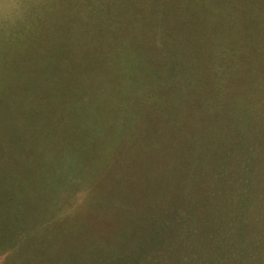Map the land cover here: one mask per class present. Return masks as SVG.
I'll list each match as a JSON object with an SVG mask.
<instances>
[{"label": "rangeland", "instance_id": "rangeland-1", "mask_svg": "<svg viewBox=\"0 0 264 264\" xmlns=\"http://www.w3.org/2000/svg\"><path fill=\"white\" fill-rule=\"evenodd\" d=\"M127 1L128 11L118 16L122 26L109 29L111 13L100 20L108 28L105 38L109 45L124 51L125 59L135 42L142 53L157 46L155 57L165 59L167 54L159 46V31L163 28H170L174 38L179 34L183 39L187 31L194 35L190 13L180 7L189 1L206 11L203 14L208 19L215 15V6H222L223 16L234 20L232 35L250 31L252 20L259 15L253 0H170L180 6L170 8L161 19L156 4L165 0ZM59 3L71 11L69 0ZM5 11L4 29L0 31V264L14 254L19 260L26 258L27 264H49L43 262L49 256L47 248L42 253L34 243L24 244L17 239L39 233L45 223L56 229L77 224L91 232L88 219L81 215L90 210L92 197H97L99 203L91 212L106 214L104 218L116 232L122 226L126 230L124 209L129 203L143 208L144 200L161 199L164 192L165 203L173 200L179 211L180 200L200 199L201 211H193L191 222L180 223L165 237L170 255L164 256L167 259L160 260V264H177L188 249H192L190 257L195 263L264 264V202L258 203L257 211L241 199L253 190L264 191V110L263 117L257 119L239 110L243 103L238 101L241 96L237 93L257 86L244 82L243 64L228 60V54L236 62L239 57L231 44L218 40L216 55H223L202 66L187 61V48H183L187 50L184 55L173 49L177 57L182 55L180 60L185 64L172 69V78H159L157 86L145 71L135 74L134 86L131 82L122 89L125 97L115 94L127 99L125 114H132L134 119L130 137L125 139L120 134L117 139L108 133L104 139H95V135L93 147L100 149L103 158L94 161L83 147V138L88 140L96 123L83 120L87 90L61 66L54 50L41 41L32 26L45 30L49 37L53 29L47 30V19L37 10L26 12L27 22ZM56 16L60 25L72 31L75 45L67 42L68 48L94 63L101 43L99 32L75 14L62 11ZM254 40L247 56L262 59L257 64L258 80L264 81V39L255 36ZM4 42L14 48L15 59L4 49ZM199 48L206 51L203 44ZM213 53L210 50L212 57ZM108 56L100 66L111 74L117 60ZM104 77L103 73L102 81ZM112 92L108 88L103 95ZM51 97L70 114L69 122L65 120L68 128L37 113L38 101L44 111L52 112ZM36 152L42 157L34 155ZM117 176L121 181L115 184ZM232 200L234 214L226 217ZM243 211L245 221L241 220ZM220 215L227 221H222ZM134 221L137 225L148 222L144 210ZM62 229L58 231L62 233ZM138 232H133L135 237ZM165 250L162 248L161 253ZM7 263L13 264L10 260Z\"/></svg>", "mask_w": 264, "mask_h": 264}, {"label": "trees", "instance_id": "trees-1", "mask_svg": "<svg viewBox=\"0 0 264 264\" xmlns=\"http://www.w3.org/2000/svg\"><path fill=\"white\" fill-rule=\"evenodd\" d=\"M69 1L72 5L71 11H68L69 9L60 5L59 0H0V31L4 29L3 16L6 12L5 10H9L21 16L26 22L29 18L26 12L32 14L35 10L40 12V14L47 19V30L53 29L52 37L47 36L46 32H44L45 30L43 31L38 27L34 28L32 26V29L46 46L48 45L54 50L56 58L61 66L73 75L75 79L79 80L87 90L83 120L92 119V121H96V123L88 140L83 138V147L85 152H90V157L94 159V161H96L97 158H103L99 156L102 155L99 151L100 149H94L93 147L95 135V139H104L108 133L117 139L120 137V134H122L125 139L130 137L129 133L131 130L129 127L134 119H132V114L128 117L125 114V103L127 99L122 100L116 95L124 96L126 92L122 89L131 86V82L134 86L135 80H133V78L135 74L142 71L148 74V79L156 86L159 78H172V69L175 66H183L182 63L184 62L180 60L182 55H178V57L175 55L176 52H181V54L184 55L187 50H183V48H187L188 51L190 50V54L188 53L190 57H188L187 61L202 66L209 63L210 60H213L212 62L214 63L216 59L212 58L220 59V55H223V53L216 55L218 40L225 39L227 43L231 44L233 51L239 52V57L236 62L235 58L228 54V60L234 64H243L246 68L244 82H250L251 86H257L255 90L245 89L237 93L241 96L238 101H242L243 103V105L240 104L238 108L247 116L249 115L256 119L263 117V113L261 112L264 110L262 109L264 106V81L258 80L260 74L257 65L262 61L260 57L258 58L261 53L257 54L258 61L252 60L247 56V48L250 43H255V36H258L259 40H261V38L264 39V0H253V6L255 10L259 12V15L256 19L252 20L251 30L243 34L234 35L230 33V27L234 23V20L223 16L222 6H215L213 8L215 15L213 18L208 19L206 18L207 16L203 14V12L206 11L197 8L195 5L191 4V1L181 6L170 0L163 1V4L160 3L161 5L157 3L156 5L159 9V17L161 19L168 15L169 11H171L170 8L176 9L180 6L181 9L190 13L188 19L190 25L192 24L195 29L194 35L188 34V31L185 35L182 34V37H184L183 39H181V35L179 34L178 37L174 38L170 28L161 29L159 31V37H161L162 43L159 46L162 51L167 54L165 59L155 57V52L159 50L155 45L146 49V53H142L135 42L134 47L129 49V55H127L129 58L126 56V59L124 51H120L119 47L113 48L109 45V42L105 38L108 28H106L100 20L102 17L111 13L112 16L108 20L107 26L111 31L116 29L117 27L113 28L112 26L120 25L118 16L128 11L127 0ZM190 4L192 6H190ZM62 11L75 14L76 18L81 17L86 24L90 25L101 35V43L99 50H97V57L94 63L88 60L83 54H76L71 48H68L67 42L72 45L75 44L73 42L72 31L60 25L57 21L56 12ZM120 26H122V24ZM199 43L204 45L206 51L203 52L199 50V46H201ZM2 45L4 49L10 51V55L15 59L16 54L14 48L10 47L6 42ZM62 45L66 46V50ZM173 49L176 52H174ZM210 50H213L214 57L209 54ZM108 54L112 55L111 58L113 59L111 60H117L112 68L111 74H107L104 71V66H100L104 59L109 58ZM71 56L76 59L75 62L71 61ZM159 65L162 66V68ZM103 73L105 77L102 81ZM114 82H117L118 85H114ZM108 88L113 90V92L103 95V91H106ZM50 101L51 105L49 109L52 112L49 113L48 109L44 111L42 109L44 108V106H42L43 104L38 101L35 102L37 113L45 120L59 126L64 125L68 128L67 122L71 119L70 114L62 108L57 99L55 101L51 97ZM111 101L113 105L110 106ZM116 104V108L109 113L112 106ZM120 117L122 121L118 120ZM65 120H67L66 123ZM110 141L112 145L115 144L114 140ZM34 155L37 156V154ZM38 157L41 158L42 156L39 155ZM72 157L74 160V152H72ZM46 166L49 169V166ZM49 171L53 172L50 169ZM120 181L121 179L118 177L116 180H113V183L118 184ZM41 193L45 196L43 192ZM164 197L166 198L165 192L161 199L158 197L157 200L156 197L152 200H144L143 202H145V204L143 208L136 203H129L124 209V213L127 215L126 230H124L122 226L116 229V232L115 229L109 226L110 223L104 218L106 214L101 213V215H96L95 212H91V208L97 206L99 203L97 197H92L94 201L91 207H89L90 210L86 214L83 213L84 215H81L88 219V223L91 225L88 229L91 232H88V230L83 229L77 224L75 226L70 224L62 226L63 232L61 233L58 231L61 228L56 229L52 225V227H49L48 223H45L39 233L34 235L27 234L22 239H17V242L19 241L24 244H28L29 242L34 243V245L38 247L39 252L42 253L44 252L43 250L47 248L49 256H47L43 262H49V264H160V260L167 259L168 255H170V252H168L170 246L164 245L166 242L165 237L175 231V227H178L180 223V226H182L188 221L191 222L193 219V211H201L200 199H192L189 197L186 198L184 202L180 200L179 211L177 207H174L173 200L171 203H165ZM241 199L245 205H252V209L258 211L256 206L259 207L258 203L261 201L264 202V191L253 190L242 196ZM162 202L164 203L162 204ZM234 202L235 201L232 200L230 205L228 204V214H226V217L234 214V212H231V210L235 208ZM204 208L205 207H203V209ZM142 210H144L146 220L149 222L142 224L143 226L137 225L134 221L137 216L142 214ZM51 211L54 212V210ZM245 211L241 213L242 221H245ZM42 215L45 218L47 216L44 211ZM220 218L222 221L225 220L222 215H220ZM212 221H214L213 217L211 218V222ZM136 229H139V232L138 236L135 237L133 232H135ZM53 230H55V232ZM93 234L96 235V238L92 236ZM190 236H193V231H191ZM111 237L114 238L111 239ZM130 240L134 242H130ZM162 248L163 250L166 249L165 253H161ZM20 251L24 253V250ZM191 251L188 249L183 255L184 258L177 264H206L205 261L202 260L198 263L193 262L190 257L192 256ZM37 253L38 251L36 254ZM25 259L19 260L16 258V254H14L13 257L9 255L8 260H6H10L13 264H27ZM6 260L4 261L5 264L7 263Z\"/></svg>", "mask_w": 264, "mask_h": 264}, {"label": "crops", "instance_id": "crops-1", "mask_svg": "<svg viewBox=\"0 0 264 264\" xmlns=\"http://www.w3.org/2000/svg\"><path fill=\"white\" fill-rule=\"evenodd\" d=\"M37 153V152H36ZM40 154L39 153H37V156H39Z\"/></svg>", "mask_w": 264, "mask_h": 264}]
</instances>
